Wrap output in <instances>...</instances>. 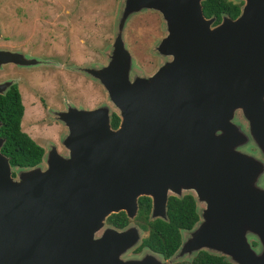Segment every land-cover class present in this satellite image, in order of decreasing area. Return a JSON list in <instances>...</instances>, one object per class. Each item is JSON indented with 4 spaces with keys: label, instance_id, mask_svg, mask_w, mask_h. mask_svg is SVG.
Instances as JSON below:
<instances>
[{
    "label": "water",
    "instance_id": "95a60500",
    "mask_svg": "<svg viewBox=\"0 0 264 264\" xmlns=\"http://www.w3.org/2000/svg\"><path fill=\"white\" fill-rule=\"evenodd\" d=\"M201 1L127 0L118 31L138 8L158 11L167 35L154 51L170 59L150 76H130L115 40L106 66L76 68L104 87L108 104L53 112L66 153L52 145L37 165L11 167L0 152V264H175L200 251L264 264V0H244L236 18L216 25ZM6 63L52 62L0 50ZM12 84L0 83V95ZM183 195L198 220L180 231L175 252L125 258L142 230L106 218L123 212L133 221L147 197L148 219L166 222L168 197Z\"/></svg>",
    "mask_w": 264,
    "mask_h": 264
},
{
    "label": "rangeland",
    "instance_id": "374dc122",
    "mask_svg": "<svg viewBox=\"0 0 264 264\" xmlns=\"http://www.w3.org/2000/svg\"><path fill=\"white\" fill-rule=\"evenodd\" d=\"M227 1L240 7L244 4V0ZM124 8L127 0H0V50L23 58L35 55L36 59L56 60L36 67L18 66V70L11 68L13 63L0 65V83L12 81L20 94L21 130L44 151L54 145L58 153H66L60 143L66 129L53 112H65L70 106L93 109L108 104L104 87L76 68L106 66L117 39L124 42L122 48L129 54L130 76H150L170 59L154 51L167 35L160 13L138 8L129 13L119 32ZM108 108L110 113L117 112L110 103ZM138 254L130 251L125 258ZM180 261L187 262L176 263Z\"/></svg>",
    "mask_w": 264,
    "mask_h": 264
},
{
    "label": "trees",
    "instance_id": "16d2710c",
    "mask_svg": "<svg viewBox=\"0 0 264 264\" xmlns=\"http://www.w3.org/2000/svg\"><path fill=\"white\" fill-rule=\"evenodd\" d=\"M239 4L227 0L201 1L202 15L208 19L213 17V25L220 22L222 15L234 19L239 14ZM23 116V105L17 86L12 84L4 94L0 95V139L3 145L0 152L8 159L11 167H33L40 163L43 148L32 140L20 128ZM118 117L111 113L110 125L114 129L118 125ZM264 183V178H263ZM150 199L140 197L138 210L133 220L143 231L140 245L133 250L139 253L141 249L148 248L160 254L163 259L170 257L180 244V231L189 230L198 220L195 211V202L190 195L181 198L168 197L166 204L167 221L159 219L149 220ZM106 224L121 229L129 220L123 212L111 214L106 218ZM175 264H229L222 257L210 255L200 251L190 262Z\"/></svg>",
    "mask_w": 264,
    "mask_h": 264
},
{
    "label": "flooded vegetation",
    "instance_id": "af4514ba",
    "mask_svg": "<svg viewBox=\"0 0 264 264\" xmlns=\"http://www.w3.org/2000/svg\"><path fill=\"white\" fill-rule=\"evenodd\" d=\"M229 2H230V1H229ZM239 7H240V5H239ZM27 57H29V56H27ZM30 57H33V56H30ZM37 57H38V56H37ZM34 58H36L35 55H34ZM37 59H39V58H37ZM43 60H45V61H50V62H56V60L51 61V60H49L48 58H45V59H43ZM10 66H11V68H12L13 70H18V68H19L18 66H15L14 64H11ZM13 67H14V68H13ZM33 67H36V66H33ZM37 68H38V67H37ZM40 68H43V66H41ZM31 69H34V68H30V70H31ZM15 85H16V84H15ZM16 86H17V85H16ZM17 90H18V88H17ZM55 136H56V135H55ZM55 136H54V137H55ZM52 137H53V136H52ZM54 137H53V138H54ZM55 138H56V137H55ZM55 138H54V139H55ZM55 141H56V140H55Z\"/></svg>",
    "mask_w": 264,
    "mask_h": 264
}]
</instances>
